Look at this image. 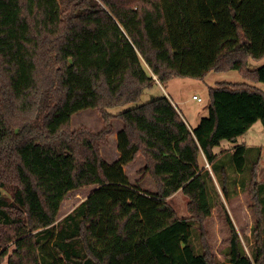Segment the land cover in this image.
Returning a JSON list of instances; mask_svg holds the SVG:
<instances>
[{"label": "trees", "instance_id": "1", "mask_svg": "<svg viewBox=\"0 0 264 264\" xmlns=\"http://www.w3.org/2000/svg\"><path fill=\"white\" fill-rule=\"evenodd\" d=\"M250 58H264V0H0V264L11 244L9 264H222L206 226L216 205L202 162L231 201L230 175L215 149L264 126V90L218 83L209 90V115L193 130L165 95L112 110L138 104L159 84L204 80L213 71L238 70L264 83V66L249 69ZM90 109L103 129L73 130L74 114ZM114 119L124 127L120 158L109 163L100 143ZM249 151L229 154L239 174ZM139 156L156 193L126 174ZM258 167L249 189L253 255L223 203L226 264H264ZM90 189L78 207L64 209L68 196ZM180 190L191 219L168 203ZM191 220L200 225V255Z\"/></svg>", "mask_w": 264, "mask_h": 264}, {"label": "rangeland", "instance_id": "2", "mask_svg": "<svg viewBox=\"0 0 264 264\" xmlns=\"http://www.w3.org/2000/svg\"><path fill=\"white\" fill-rule=\"evenodd\" d=\"M264 66V58L262 60L248 59V68L251 70H257ZM251 83L261 90H264V83L262 82H250L246 80L243 74L238 70H230L217 72L213 71L204 80H196L192 78H180L171 81L169 86L163 85L155 86L152 89L146 90L142 96L140 102L134 105H128L125 107H119L113 109V113L122 112L128 108L134 107L136 105H141L147 103L154 98L160 97L162 95L170 96L177 103L179 109L184 110L185 114L193 115L196 117L199 113H203L209 107L210 97L209 90L211 87H215L218 83ZM197 96L202 99V102H198L194 99ZM194 99V100H193ZM205 114V113H204ZM206 116V115H204ZM124 124L121 120H113V132L109 135L107 142L100 143L101 154L109 162L113 163L116 161L117 151H118V140L116 141V135L114 132ZM104 126V122L97 110L90 109L80 111L74 114L72 118L71 128L77 130L80 127H88L95 133H99ZM118 137V136H117ZM240 145L246 142L249 146H258L260 149H254L250 147V151L247 155V169L244 174H239L236 171L234 162L230 155H224L221 159L230 175L229 189L233 193V198L231 201H226L222 193V185L218 176H216L211 170V165L208 163H203L208 170L211 171L213 181L210 184V195L211 200L215 203V208L213 209L212 217L207 222V230L209 232V241L211 243L212 249L217 256L220 263H227L225 253L228 251L226 240L230 237V230L226 223L224 216L223 203L232 218V221L238 230L244 248L249 256L253 255L252 247L254 244V238L251 233L252 226L254 224L255 218L251 209V199L249 195L251 180V170L256 161H259L258 167V182L264 183V126L261 122H257L243 137L239 138ZM117 143V146H116ZM233 147L232 141L225 140L218 147H216L215 152H225ZM119 152V151H118ZM230 157V158H229ZM145 167V159L143 156H139L135 162L127 166L126 174L128 175L131 183L133 185H139L141 189L147 192H157V186L155 181L150 175H145L142 173ZM90 190L81 191L78 193L71 194L68 196L64 203V209L69 208L68 212L74 210L78 207L87 197ZM6 196L12 199V191H3ZM171 207L176 211L180 218L191 219L190 213L188 211V204L190 199L181 190L173 194L167 199ZM67 212V213H68ZM62 220L59 218L58 222ZM57 222V223H58ZM192 225V240L191 244L195 248L197 254H202L203 245L200 237V225L191 220ZM57 227V226H56ZM59 227V226H58ZM15 249V245L11 244L8 249V254L2 264H9V257Z\"/></svg>", "mask_w": 264, "mask_h": 264}, {"label": "crops", "instance_id": "3", "mask_svg": "<svg viewBox=\"0 0 264 264\" xmlns=\"http://www.w3.org/2000/svg\"><path fill=\"white\" fill-rule=\"evenodd\" d=\"M173 81V80H172ZM171 83V81L170 82H168L166 85L167 86H169V84ZM247 84H251V83H247ZM160 86H162L163 87V85L162 84H159ZM252 85V84H251ZM255 86V85H254ZM168 98L173 102V104L176 106V108L178 109V111L182 114V116H183V118H184V120H185V122L187 123V125H188V127L190 128V130H193V129H195L199 124H200V122H201V120L203 119V118H205V117H207L208 115H209V109L207 108L206 110H204L203 111V113H199L196 117H193V115H188V114H185L184 113V110H182V109H179V107L177 106V103L178 102H175L174 101V99L173 98H171L170 96H168ZM194 100V99H193ZM205 113V114H204ZM204 115H206V116H204ZM123 128V125H121V127L119 128V129H117L115 132H114V136L116 137V141H117V136H118V133H119V131H121V129ZM243 137V136H242ZM239 138L237 139V140H234V141H232V143H233V147L232 148H230L229 150H226L225 152H219V153H217V155H218V159H217V161H219L220 159H222V157L226 154H231V153H233L235 150H236V148L237 147H240V146H243V147H246V148H250V147H253L254 149H260L258 146H249V145H247L246 144V142H244V144L243 145H240V144H238L239 143ZM116 146H117V143H116ZM119 158H120V152H118L117 151V157H116V161H118L119 160ZM115 161V162H116ZM112 163V162H111ZM114 163V162H113ZM132 164V163H131ZM130 165V164H129ZM128 166V165H127ZM127 166H125V170L127 169ZM205 168H206V166H205ZM212 170V169H211ZM150 193H155V192H150Z\"/></svg>", "mask_w": 264, "mask_h": 264}, {"label": "built area", "instance_id": "4", "mask_svg": "<svg viewBox=\"0 0 264 264\" xmlns=\"http://www.w3.org/2000/svg\"><path fill=\"white\" fill-rule=\"evenodd\" d=\"M194 99H196L198 102H202V99L197 96H194Z\"/></svg>", "mask_w": 264, "mask_h": 264}]
</instances>
